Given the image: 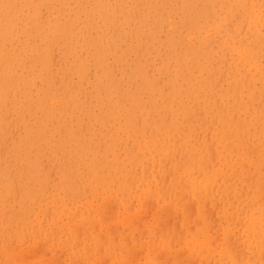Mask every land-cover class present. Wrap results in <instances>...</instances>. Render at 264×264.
I'll return each instance as SVG.
<instances>
[{"label": "rangeland", "instance_id": "rangeland-1", "mask_svg": "<svg viewBox=\"0 0 264 264\" xmlns=\"http://www.w3.org/2000/svg\"><path fill=\"white\" fill-rule=\"evenodd\" d=\"M100 2L110 9L98 14ZM255 10L264 13L257 0H0V264H230L233 247L253 259L259 228L264 236V25L250 31ZM186 172L214 185L206 233H193L194 212L188 232L182 209L157 195Z\"/></svg>", "mask_w": 264, "mask_h": 264}, {"label": "bare ground", "instance_id": "bare-ground-1", "mask_svg": "<svg viewBox=\"0 0 264 264\" xmlns=\"http://www.w3.org/2000/svg\"><path fill=\"white\" fill-rule=\"evenodd\" d=\"M257 2H258V5L259 6H264V0H257ZM15 4V3H14ZM205 4V12H206V14H212V13H210V11L209 10H212V6H211V3L210 2H206V3H204ZM99 7H102V9H100V10H97V13L98 14H100V13H104V9H110V7L108 6V4L107 3H104V2H100V3H97V5H96V8L95 9H97V8H99ZM190 7L191 6H188V9L187 10H189L188 11V13L190 12V11H192L193 10V7H192V10L190 9ZM95 9L93 10L94 12H95ZM3 12V11H2ZM7 12V11H6ZM152 12V11H151ZM187 12V11H186ZM96 14V13H95ZM190 14H192V13H190ZM91 15V14H90ZM7 16H9V15H7ZM110 16V15H109ZM2 19V18H1ZM10 20V19H9ZM251 20H252V24H251V27L249 28L250 29V31L252 32V33H257L258 31H257V28H258V25L259 24H261V25H264V13H262V11H259V12H257L256 10H255V12H254V15H252L251 16ZM0 23H1V21H0ZM4 23V22H3ZM6 24V23H5ZM17 24H18V22H17ZM70 24H72V23H70ZM70 24H68L67 25V27L68 26H70ZM1 28V27H0ZM3 28V27H2ZM75 28V27H74ZM5 29V28H4ZM15 30V29H14ZM0 31H1V29H0ZM5 31H6V29H5ZM3 32V30H2V32L5 34L6 32ZM262 31H263V29H262ZM33 32V31H32ZM3 34V35H4ZM40 35H41V33H40ZM5 36V35H4ZM4 36H2V37H4ZM6 37V36H5ZM12 38V37H11ZM87 38V37H86ZM144 38V37H143ZM149 38V37H148ZM260 38H261V35H259V34H256L255 35V39L256 40H260ZM264 39H262L261 41H263ZM7 42V41H6ZM6 44V43H5ZM113 43H111V45H112ZM8 45V44H7ZM98 46V45H97ZM114 48V47H113ZM107 52V51H106ZM108 53V52H107ZM106 54V53H105ZM107 55V54H106ZM139 55V54H138ZM5 56V57H4ZM3 57L1 56V53H0V60H2V59H4V58H6V56H8V54L7 55H4ZM117 57V56H116ZM119 59V58H118ZM54 60V59H53ZM55 61V60H54ZM115 61H117V59L115 60ZM100 62V61H99ZM118 62V61H117ZM96 64H98V63H96ZM110 64V63H109ZM99 65V64H98ZM127 65V64H126ZM226 65V64H225ZM91 66V65H90ZM105 66V65H104ZM106 67H108V66H106ZM110 67V66H109ZM139 68H140V71H141V68L142 67H137L136 69H138L139 70ZM65 69V68H64ZM72 69V68H71ZM135 70V69H134ZM143 70V69H142ZM128 71V70H127ZM109 72V71H108ZM139 73V72H138ZM137 73V74H138ZM54 74V73H53ZM110 74V73H109ZM133 74H136V73H133ZM225 74H224V71H223V76H224ZM264 75V74H263ZM110 75H108V77H109ZM144 76H145V78L148 80V78H147V75L146 74H144ZM223 76L221 75V76H219V81L221 80V78L220 77H222L223 78ZM107 77V76H106ZM107 77V78H108ZM112 78L114 77V75H112L111 76ZM228 79V78H227ZM110 80H111V78H110ZM115 81V80H114ZM219 81H218V83L217 84H219ZM107 82H109V79H108V81ZM160 82V81H159ZM111 83V82H110ZM114 83V82H113ZM225 84V83H224ZM14 85V84H13ZM13 85H12V87H13ZM114 85H116L115 83H114ZM231 85V84H230ZM104 86V85H103ZM230 89H231V87H230ZM264 91V90H263ZM46 92V91H45ZM256 92V91H255ZM137 93V92H136ZM257 93V92H256ZM136 95V94H135ZM262 95H264V93L262 94ZM263 97V96H262ZM103 99V98H102ZM137 100V99H136ZM149 100V99H148ZM218 100V99H217ZM182 104V103H181ZM220 105V104H219ZM215 106H217V105H215ZM225 107V106H224ZM223 107V108H224ZM222 108V107H221ZM229 108H230V106H229ZM217 109V108H216ZM218 110V109H217ZM223 112H225V110L223 111ZM218 113V112H217ZM221 113V112H220ZM219 114V113H218ZM235 114V113H234ZM233 114V115H234ZM117 116V115H116ZM236 116V115H235ZM247 116V115H246ZM208 117V116H207ZM216 117V116H215ZM219 117L220 118H222V119H224L223 121H225V122H228V120L225 118V116L224 115H222V114H219ZM74 120V119H73ZM258 120V119H257ZM13 122V121H12ZM167 123V122H166ZM241 124V123H240ZM245 126V125H244ZM219 127V126H218ZM231 127V126H230ZM258 127H259V125H258ZM257 127V128H258ZM256 128V129H257ZM166 129V128H165ZM198 129V128H197ZM239 130V129H238ZM252 130V129H251ZM234 133V132H233ZM258 133V132H257ZM240 134V133H239ZM56 136V135H55ZM241 138V137H240ZM171 139V138H170ZM241 141V140H240ZM242 142V141H241ZM246 142V141H245ZM255 142V141H254ZM214 143V142H213ZM240 143V142H239ZM101 144V143H100ZM129 144V143H128ZM197 144V143H196ZM228 144V143H227ZM241 144V143H240ZM113 145V144H112ZM229 146H230V143H229ZM157 147V146H156ZM48 148V147H47ZM134 148H136V147H134ZM159 148V147H158ZM227 148V147H226ZM225 149V148H224ZM244 149V148H243ZM249 149V148H248ZM233 150H235V147H234V149ZM255 150V149H254ZM212 151V150H211ZM145 152V151H144ZM263 152V151H262ZM212 153H213V151H212ZM254 153V152H253ZM206 154V153H205ZM250 154V153H249ZM213 155H214V153H213ZM74 156V155H73ZM156 156V155H155ZM176 156H178V154L176 155ZM164 158V157H163ZM162 158V159H163ZM172 158V157H171ZM213 159V161L216 159H214V156L212 157ZM221 158V157H220ZM258 158V157H257ZM162 159H160V160H162ZM168 159H170V158H168ZM167 159V161L169 162V160ZM236 159H237V157H236ZM180 160V159H179ZM171 161H173V160H171ZM147 163H149L148 161H146ZM162 162H163V160H162ZM167 162V163H168ZM178 162V161H177ZM216 162H218V161H216ZM231 162V161H230ZM166 164V163H165ZM200 164H202V162H200ZM242 164L243 165H245L246 163H244V162H242ZM156 165V164H155ZM154 165V166H155ZM164 165V164H163ZM210 165V164H209ZM247 165V164H246ZM245 165V166H246ZM149 166H150V163L148 164V168H149ZM195 166V165H194ZM147 168V169H148ZM170 168V167H169ZM177 168V167H176ZM179 168H180V166H179ZM179 168H177V170L179 169ZM138 169V168H137ZM155 169V168H154ZM164 169H166V166L164 167ZM262 169V168H261ZM139 170V169H138ZM167 170V169H166ZM169 170H171V168L169 169ZM251 170V169H250ZM263 170V169H262ZM175 171V170H174ZM179 171V170H178ZM135 172V171H134ZM147 172V171H146ZM171 172V171H170ZM166 173V175H170L171 173H173V172H171V173H169V174H167V172H165ZM52 174V173H51ZM50 174V175H51ZM175 174H176V171H175ZM195 174V173H194ZM173 175V174H172ZM200 175V174H199ZM222 175V174H221ZM226 175V174H225ZM168 176H167V178H168ZM177 176V175H176ZM211 176V175H210ZM253 177H254V175H253ZM253 177H252V179H253ZM157 178H158V176H157ZM166 178V177H165ZM164 178V179H165ZM232 178V177H231ZM174 179V178H173ZM219 179V178H218ZM230 179V178H229ZM228 180V179H227ZM236 180V179H235ZM247 180V179H246ZM127 181H128V179H127ZM149 181V180H148ZM159 181H160V178H159ZM165 180H163V182H164ZM211 181L212 180H210L209 179V181L207 182V181H205V182H207V183H205V182H202V181H198L196 178H194V176H193V174H191V173H188V172H186V173H182V174H180L179 176H177L176 177V180H175V182L174 183H172L173 185H170L169 187H167L166 189H163V191L161 190V192L162 193H159V194H157V195H161V197L162 198H165V196L167 197V198H169V199H172L171 201L173 202V211H175L176 213H177V215H179L178 214V212H177V210L178 209H182V212H181V215L183 216V220H184V223H182V225H183V227H185V226H187V228H188V232H191V231H193V230H191V228H190V226H188V222L187 221H189L191 218H190V216H191V213L193 214V212H194V214L196 215V217L198 218V220L200 221H198V225L196 224V227H195V224H193L194 225V228H196L195 229V231L193 232V233H195V232H205L206 233V231H205V227H206V225H208V221H209V219L210 218H212L211 217V215L209 216V214H212V212L210 213H208V211H207V207H208V205L206 206V204H210V202H211V204L214 206V208H217V206L218 205H216V203L215 204H213L214 203V200H215V198H216V195L214 196V185H212V183H211ZM226 181V180H225ZM168 182V181H167ZM166 181H165V183H167ZM169 183V182H168ZM170 184V183H169ZM141 185V184H140ZM139 185V186H140ZM159 186H160V184H158ZM166 185V184H165ZM229 186V185H228ZM253 186V185H252ZM134 187V186H133ZM165 187V186H164ZM230 187V186H229ZM244 187V186H243ZM163 188V187H162ZM161 188V189H162ZM245 188V187H244ZM86 189V188H85ZM140 190V189H139ZM137 191V190H136ZM136 191H135V193H136ZM146 193V192H145ZM150 193L151 192H148V195L150 196ZM228 193H231V190H230V192H228ZM241 194H243V192L241 193ZM120 195V194H119ZM153 195V194H152ZM151 195V196H152ZM237 195V194H236ZM88 197H89V195H88ZM225 197V196H224ZM231 197V196H230ZM263 197V196H262ZM113 198V197H112ZM147 198V197H146ZM149 199H150V197H149ZM149 199H146V201H148ZM99 199H97V201H98ZM109 200V199H108ZM112 200V199H111ZM134 200V199H133ZM263 200V199H262ZM110 201V200H109ZM114 201V200H113ZM112 201V202H113ZM116 201H117V199H116ZM116 201H115V203H116ZM222 201V200H221ZM151 202H153V201H151ZM172 202H170V204L172 203ZM192 202L194 203V204H192ZM233 202H234V200H233ZM114 203V202H113ZM133 203H134V201H133ZM149 203H150V200H149ZM154 203V202H153ZM152 203V205L154 206V208H155V203L153 204ZM144 204H145V202L143 203V206H144ZM220 204V203H219ZM90 205V204H89ZM92 205L93 206H95L93 203H92ZM97 205V204H96ZM106 205H107V203H106ZM115 205V204H114ZM118 205V204H117ZM130 205H132V204H130ZM151 205V206H152ZM166 205H169V204H166ZM211 205V206H212ZM215 205H216V207H215ZM119 206V208H120V205H118ZM146 206V205H145ZM150 206V207H151ZM171 206V205H170ZM78 207V206H77ZM147 207H148V205H147ZM191 207H193V211L192 210H190V211H188L187 212V210L188 209H190ZM168 208V207H167ZM208 208H210V207H208ZM213 208V209H214ZM252 208V207H251ZM131 209V207L129 208V210ZM146 209H148V208H146ZM150 209V208H149ZM152 209V208H151ZM166 209V208H165ZM170 209H172L171 207H170ZM168 210V212H170V214H172V210ZM195 209V210H194ZM212 209V208H211ZM221 209V208H220ZM229 209V208H228ZM84 210H85V208H84ZM89 210H93V209H89ZM151 211V210H150ZM156 211V210H155ZM163 211L164 212H166L167 210H164V208H163ZM215 211V210H214ZM66 212V211H65ZM148 212H149V210H148ZM168 212H166L167 214H168ZM244 212V211H243ZM248 212V211H247ZM74 213V212H73ZM78 213V210H77V212L76 213H74V214H77ZM126 213V212H125ZM160 213V212H159ZM159 213L157 212V214L159 215ZM165 213V214H166ZM48 214V213H47ZM129 214H132V212L131 213H126V215L128 216V219L127 220H129ZM143 214H145V213H143L142 212V215ZM164 214V215H165ZM169 214V215H170ZM241 214H243V213H241ZM65 215V214H64ZM102 215H105V214H102ZM156 215V214H155ZM175 215V214H174ZM180 215V216H181ZM194 215V216H195ZM215 215V213L213 214V216ZM240 215V214H239ZM73 216V215H72ZM76 216V215H75ZM109 216V215H108ZM116 216V215H115ZM119 216V215H118ZM168 216V215H167ZM171 216H173V214L171 215ZM170 216V217H171ZM48 217H49V214H48ZM54 217H55V215H54ZM71 217V216H70ZM114 217V216H113ZM133 217H134V215H133ZM140 216H138V218H139ZM161 217H162V215H161ZM175 217V216H174ZM178 217V216H177ZM176 217V218H177ZM215 217V216H214ZM222 217V216H221ZM103 218H105V217H103ZM103 218H99V219H103ZM132 218V217H131ZM190 218V219H189ZM223 218V217H222ZM239 218V217H238ZM68 219V218H67ZM71 219V218H70ZM73 220H74V218H72ZM106 219V218H105ZM112 219H114V218H112ZM118 219V218H117ZM142 219V218H141ZM162 219V221L164 220L163 218H161ZM160 219V220H161ZM168 219V218H167ZM174 220H178L179 219V217H178V219H175V218H173ZM216 219V222L218 221V219L217 218H215ZM96 220V219H95ZM104 220V219H103ZM108 220V222H110L109 221V219H107ZM115 220V219H114ZM136 220H138V219H136ZM152 220H153V218H152ZM171 220H172V217H171ZM173 220V221H174ZM180 220V219H179ZM214 220V219H213ZM233 220H234V218H233ZM70 221V220H69ZM96 221H99V220H96ZM95 221V222H96ZM112 221V220H111ZM118 221H119V219H118ZM154 221V220H153ZM159 221V220H158ZM165 221H166V219H165ZM197 221V220H196ZM60 222H61V220H60ZM59 222V223H60ZM73 222V221H72ZM83 222V221H82ZM82 222H80V223H82ZM93 222H94V220H93ZM94 222V223H95ZM103 222V221H102ZM107 222V221H106ZM116 222V221H115ZM129 222V221H128ZM128 222H125V223H128ZM146 222V221H145ZM152 222V221H151ZM172 222V221H171ZM170 222V223H171ZM195 222V221H194ZM215 222V221H214ZM213 222V223H214ZM216 222L214 223L215 225H216ZM57 223V222H56ZM69 223V222H68ZM67 223V224H68ZM111 224H112V222H110ZM134 223V222H133ZM143 223H144V221H143ZM162 223V222H161ZM169 225L170 223H168V221L167 222H165V226L167 225V224ZM173 223V222H172ZM175 223L177 224L178 222H176L175 221ZM196 223V222H195ZM71 224V223H70ZM82 224H84V223H82ZM103 224H105V222L103 223ZM129 224V223H128ZM53 226H54V224H52ZM69 225V224H68ZM72 225H74V224H72ZM81 224H79V226L78 227H80L79 228V230L81 229V227L82 226H80ZM114 225V224H113ZM133 225V224H132ZM135 225H137V223L135 224ZM140 225V224H139ZM145 225V224H144ZM159 225H161V224H159ZM193 225H191V227L193 226ZM220 225V224H219ZM45 226V225H44ZM43 226V228H45ZM70 226V225H69ZM76 226V225H75ZM89 226V225H88ZM95 226H96V224H95ZM102 226V225H101ZM180 226V225H179ZM179 226L177 227V226H175V227H177V228H179ZM214 226V225H213ZM217 226V225H216ZM221 226V225H220ZM65 227V224L63 225V227L62 228H64ZM77 227V226H76ZM85 227V226H84ZM140 227V226H139ZM162 226H160L159 228H161ZM167 227V226H166ZM35 228V227H34ZM51 228V227H50ZM54 228H57V227H54ZM88 228V227H87ZM102 228V227H101ZM110 228V227H109ZM114 228V227H113ZM115 228H116V226H115ZM123 228V227H122ZM126 228H128V227H126ZM133 228H135V227H133ZM137 228V227H136ZM163 228H164V222H163ZM163 228H161V229H163ZM168 229H170L169 228V226L167 227ZM210 228H211V226H210ZM213 228V227H212ZM218 228V227H217ZM220 228V227H219ZM218 228V229H219ZM89 229V228H88ZM87 229V230H88ZM94 229V228H93ZM92 229V230H93ZM130 229V228H129ZM128 229V230H129ZM145 229V228H144ZM218 229H217V234H216V236L218 235ZM241 229V228H240ZM37 230V229H36ZM56 230H60V229H55V231ZM67 230V229H66ZM75 231L77 230L76 228L74 229ZM78 230V231H79ZM103 230V229H102ZM105 230V229H104ZM106 230H107V228H106ZM114 230V229H113ZM116 230H118V229H116ZM121 230V229H120ZM140 230H141V227H140ZM140 230H139V228H138V231L137 232H139L140 233ZM146 230V229H145ZM144 230V231H145ZM166 230V229H165ZM183 230V229H182ZM211 230V229H210ZM261 229L259 228V233H260V235H259V237H260V239H259V245H258V250L254 253V257H253V259H251V257H250V259L249 258H247V257H245L242 253H241V255L242 256H239V257H237L238 255H240L239 254V251H238V253H236V255L237 256H235L234 255V251H236L235 249L237 248V247H233V248H235V249H231L230 248V264H264V236H262L263 235V233H262V231H260ZM62 231H64V230H62ZM119 231V230H118ZM118 231H114V234H112V235H115V236H117V234L119 233ZM131 231H132V229H131ZM156 231V230H155ZM170 231V230H169ZM168 231V233H170ZM32 232H33V229H32ZM57 232H59V231H56V233ZM80 232H81V234H80ZM95 232V231H94ZM103 232L104 231H102L101 232V234H102V237L101 236H99L100 238H101V240H103L102 238H104V236H103ZM105 232H107L108 233V230L107 231H105ZM117 232V233H116ZM125 232V231H124ZM136 232V233H137ZM147 232V231H146ZM145 232V233H146ZM175 232V231H174ZM184 233H185V231H183ZM237 232V231H236ZM239 232H240V230H239ZM47 233V237L46 238H48V236L50 235H48V233L49 232H46ZM87 233H89V232H87ZM86 233V234H87ZM106 233V234H107ZM116 233V234H115ZM122 233V232H121ZM143 232H141V234H142ZM157 233H158V231H157ZM161 233V232H160ZM167 233V234H168ZM176 233V232H175ZM174 233V234H175ZM180 233V232H179ZM183 233V234H184ZM221 233V232H220ZM51 234H55V233H51ZM57 234H59V233H57ZM63 234V233H62ZM65 234V233H64ZM76 234H77V236H78V234H80L81 236H83V232L82 231H79V233H77L76 232ZM101 234H99V235H101ZM105 234V236H106V238H107V235ZM110 234V233H109ZM123 234V233H122ZM129 234V233H128ZM163 234H164V232H163ZM166 234V235H167ZM173 234V235H174ZM36 235V234H35ZM42 235V234H41ZM97 235V234H96ZM95 235V236H96ZM120 235V234H119ZM135 235V234H134ZM142 235H144V234H142ZM158 235V234H157ZM156 235V236H157ZM181 235H182V231H181ZM26 236V235H25ZM55 236V235H54ZM62 236H64V235H62ZM68 236V235H67ZM72 236V235H71ZM87 236H89V234H87ZM86 236V237H87ZM98 236V235H97ZM115 236H113L114 238H115ZM211 236V235H210ZM237 236V235H236ZM37 237V236H36ZM56 237V236H55ZM80 239H81V237L80 236H78ZM90 237V236H89ZM88 237V238H89ZM111 237V236H110ZM122 237V236H121ZM125 237H126V235H125ZM137 237H138V234H137ZM203 237H205V235H203ZM220 237V236H219ZM218 237V238H219ZM231 237V236H230ZM233 237V236H232ZM231 237V238H232ZM31 238V237H30ZM78 238V239H79ZM87 238V239H88ZM106 238H104V239H106ZM113 238V240L115 241V239ZM134 238H135V236H134ZM153 238V237H152ZM176 238V237H175ZM182 238H183V235H182ZM43 239H44V237H43ZM49 240H50V236H49V238H48ZM56 239V238H55ZM77 239V238H76ZM127 239V238H126ZM142 239V238H141ZM167 239V238H166ZM172 239H173V237H172ZM189 239V238H188ZM238 239H239V235H238ZM31 240V239H30ZM44 240H46V239H44ZM101 240H98V242L99 241H101ZM107 240V239H106ZM112 240V239H111ZM112 240V241H113ZM116 240H117V237H116ZM129 240V239H128ZM131 240H133L132 238H131ZM156 240H157V238H156ZM198 240V239H197ZM213 240V239H212ZM218 240V239H217ZM216 240V241H217ZM229 240H230V238H229ZM54 241V240H53ZM63 241H65V240H63ZM79 241H81L82 242V240H79ZM95 241H97V240H95ZM94 241V242H95ZM103 241H105V240H103ZM216 241L214 242V243H216ZM235 241H238V240H236L235 239ZM235 241H228L229 243H227L228 245H230L231 244V242L234 244V242ZM69 242V241H68ZM67 242V243H68ZM78 241L76 240V242L75 243H77ZM98 242H95V243H98ZM108 242H109V240H108ZM118 242V241H117ZM117 242H116V244H117ZM136 242H138V241H136ZM135 242V243H136ZM173 242V241H172ZM212 242V241H211ZM102 243V242H101ZM99 244V245H101L102 246V244ZM103 243H105V242H103ZM141 243H143V242H141ZM141 243H140V245H141ZM155 242H153V244H154ZM179 243H180V241H179ZM189 243V242H188ZM218 243H219V241H218ZM74 244V243H73ZM78 245L80 244V243H77ZM76 244V245H77ZM98 244H97V246H98ZM113 244V243H112ZM111 244V245H112ZM130 244V243H129ZM152 244V245H153ZM183 244V243H182ZM190 244V243H189ZM224 244V243H223ZM236 244H237V242H236ZM239 244V243H238ZM237 244V245H238ZM75 244H74V246H76ZM87 245V244H86ZM145 245L146 244H144V246L143 247H145ZM176 245V244H175ZM214 245H216V244H214ZM232 245V244H231ZM235 245V244H234ZM73 246V247H74ZM88 246V245H87ZM90 246V245H89ZM100 246V247H101ZM112 246H116V247H118V245H115V242H114V245H112ZM120 246V245H119ZM126 246H127V242H126ZM131 246V245H130ZM183 246H185V244H183ZM242 246V245H241ZM109 247H110V245H109ZM123 247H125V246H123ZM132 247V246H131ZM159 247V246H158ZM192 247V246H191ZM231 247V246H230ZM14 248V247H13ZM68 249L67 250H69V247H67ZM79 248V247H78ZM88 249L89 247H85V249ZM98 248H99V246H98ZM97 248V249H98ZM141 248L142 247H140V251H141ZM149 248V247H148ZM156 248V247H155ZM155 248H154V250H155ZM184 248V247H183ZM188 248V247H187ZM204 248V247H203ZM218 248V247H217ZM238 248H239V246H238ZM241 248L242 247H240V249L239 250H241ZM38 249V248H37ZM42 249V248H41ZM45 249V248H44ZM86 249V250H87ZM110 249V248H109ZM119 249V248H118ZM122 249V248H121ZM120 249V250H121ZM137 249H138V247H137ZM144 249V248H143ZM166 249H168V248H166ZM175 249V248H174ZM188 249H190V246H189V248ZM12 250V249H11ZM46 250V249H45ZM123 250V249H122ZM129 250V249H128ZM127 250V251H128ZM132 250H134L135 251V249H132ZM164 250V249H163ZM163 250L162 251H160L159 250V252H162V254H163ZM195 250H197V249H195ZM20 251V250H19ZM24 251V250H23ZM41 251V250H40ZM66 251V250H65ZM101 251V250H100ZM110 251V250H109ZM131 251V250H130ZM145 251V250H144ZM206 251V250H205ZM228 252H229V250H227ZM86 252H88V250L86 251ZM85 252V253H86ZM183 252V251H182ZM203 252V251H202ZM214 252H215V249H214ZM243 252H244V250H243ZM20 253V252H19ZM18 253V254H19ZM21 253H22V251H21ZM82 253V252H81ZM80 253V254H81ZM93 253V252H92ZM97 254H98V252H96ZM99 253H101L100 255H102V252H99ZM134 253V252H133ZM137 252H135V254H136ZM140 253V252H139ZM138 253V254H139ZM151 253H153V251L151 252ZM194 253V252H193ZM193 253H192V256H194L195 255V253H194V255H193ZM3 254H5V252L3 253ZM7 255H9V252H7L6 253ZM17 254V255H18ZM27 254H28V252H27ZM32 254V253H31ZM96 254V255H97ZM107 255H109L108 253H106ZM112 254H113V252H112ZM132 255L131 254V256L132 257H135L136 258V256L138 257V255ZM145 253H143V255H144ZM210 254H212V253H210ZM47 255V254H46ZM86 255H87V253H86ZM106 255V256H107ZM114 255V254H113ZM140 255H142L141 253L139 254V256ZM169 255H170V253H169ZM178 255V254H177ZM177 255H174V256H177ZM33 256V255H32ZM35 256V255H34ZM52 256V255H51ZM81 256H82V254H81ZM88 256V255H87ZM94 256V255H93ZM105 256V257H106ZM116 256H117V254H116ZM126 256V255H125ZM129 256V255H128ZM179 256V255H178ZM190 256V255H189ZM192 256H190L191 258H192ZM215 256H216V254H215ZM23 257V256H22ZM28 257V256H27ZM56 257H57V255H56ZM60 257V256H59ZM72 257V256H71ZM89 257V256H88ZM108 257V256H107ZM106 257V258H107ZM112 257V256H111ZM111 257H109V258H111ZM130 257V256H129ZM128 257V258H129ZM163 257V255L161 256V258ZM165 257V256H164ZM170 257V256H169ZM186 257V256H185ZM208 257H209V254H208ZM2 258H3V255H2ZM76 258V257H75ZM74 258V256H73V260L75 259ZM79 257H77L76 259H78ZM81 258V257H80ZM79 258V259H80ZM86 258V257H85ZM85 258H84V260H85ZM102 258V257H101ZM127 258V259H128ZM144 258H146V256L144 257ZM173 258V257H172ZM184 258V257H183ZM187 258V257H186ZM211 258H213V257H211ZM4 259V258H3ZM3 259L1 260V261H3ZM19 259V258H18ZM22 259H24V258H22ZM51 259V258H50ZM72 259V258H71ZM71 259H70V262H71ZM90 259V258H89ZM96 259V258H95ZM132 259H134V258H132ZM165 259V258H164ZM169 260H170V258H168ZM167 258H166V260L165 261H169ZM176 259V258H175ZM179 259H180V256H179ZM178 259V260H179ZM198 259V258H197ZM27 260V259H26ZM103 260V259H102ZM101 260V261H102ZM109 260V259H108ZM130 260V259H129ZM135 260V259H134ZM140 260V259H139ZM161 260V259H160ZM188 260L189 261H191L192 259H190L189 257H188ZM187 260V263L189 262ZM203 260V259H202ZM37 261H39V260H37ZM48 261V260H47ZM104 261V260H103ZM177 261V260H176ZM181 261H184V260H182V257H181ZM192 261H195V260H192ZM204 261V260H203ZM27 262V261H26ZM41 262V261H40ZM50 262V261H49ZM65 262V261H64ZM79 262V261H78ZM83 262V261H82ZM96 262H98V261H96ZM124 262H125V259H124ZM127 262H128V260H127ZM126 262V263H127ZM131 262H132V264H133V261L131 260ZM135 262V261H134ZM138 262H140V261H138ZM142 262V261H141ZM145 262V261H144ZM158 261H156V263H157ZM172 262V261H171ZM179 263L178 264H181L180 263V260L178 261ZM210 262H212V260L210 261ZM218 261H215V264L217 263ZM228 262V261H227ZM28 263V262H27ZM32 263V262H31ZM44 263V262H43ZM72 263V262H71ZM70 263V264H71ZM75 263V262H74ZM101 262H98V264H100ZM108 263H109V261H108ZM108 263H105V264H108ZM114 263V262H113ZM122 263V262H121ZM121 263H119V264H121ZM161 264H162V262H160ZM163 263H168V262H163ZM190 263V262H189ZM192 263V262H191ZM197 263V262H196ZM196 263H194V264H196ZM35 264V263H34ZM54 264V263H53ZM75 264H77V263H75ZM102 264V263H101ZM110 264H111V261H110ZM124 264V263H123ZM136 264V263H135ZM172 264V263H171ZM183 264V263H182ZM198 264V263H197ZM204 264V263H203ZM210 264V263H209ZM221 264V263H220ZM224 264V263H223Z\"/></svg>", "mask_w": 264, "mask_h": 264}]
</instances>
